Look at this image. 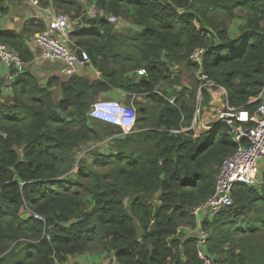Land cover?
Masks as SVG:
<instances>
[{"label":"trees","instance_id":"16d2710c","mask_svg":"<svg viewBox=\"0 0 264 264\" xmlns=\"http://www.w3.org/2000/svg\"><path fill=\"white\" fill-rule=\"evenodd\" d=\"M4 1L0 24L9 13ZM89 1L97 11L90 17L78 0H43L40 8L78 21L72 39L100 73L96 80L42 83L30 72L37 54L27 38L45 23L0 29V41L26 64L12 84L0 79V264H67L87 254L111 264H203L200 252L211 264H264V183L239 184L231 206L213 218L205 212L202 248L187 231L198 225L194 210L214 195L223 160L245 143L226 124L198 139L171 133L194 119L199 82L183 81L195 80L196 49L205 50V73L227 90L230 106L256 111L249 101L264 87V0ZM114 90L146 99L133 103L130 135L89 115Z\"/></svg>","mask_w":264,"mask_h":264},{"label":"built area","instance_id":"2783aa9c","mask_svg":"<svg viewBox=\"0 0 264 264\" xmlns=\"http://www.w3.org/2000/svg\"><path fill=\"white\" fill-rule=\"evenodd\" d=\"M38 5L41 0H32ZM94 11L90 15H94ZM47 21L50 30L40 33L34 37V47L40 51L39 56L32 62H48L59 65L64 76L72 77L78 70L88 68L92 61L84 48H75L72 39L74 32V22L72 18L65 14H53L50 21ZM112 23H117L116 17L109 19ZM205 57L204 49H196L190 55V60L200 67L194 71V78L199 82L195 105V114L191 127H182L180 130H172L171 133H190L194 131L192 137L198 139L202 134L213 130L214 126L226 124L233 128V134L237 142L245 143L237 151L223 160L222 166L216 175L215 193L202 206L194 210V216L198 225L195 229H187L189 232L197 233L196 244L202 248L208 240V234L201 227L200 216L206 212L211 218L216 217L219 212L233 204L232 192L235 186L244 184L248 186H261L264 183V169L259 162L264 159V87L258 97L251 98L249 104L258 103L254 113L241 108H233L228 101L227 90L217 85L205 73L203 68ZM0 66L8 71L7 83L12 84L16 78L24 72L26 64L16 51L12 50L5 43L0 41ZM139 75H143V70H138ZM181 88H177L179 92ZM204 91L210 96L207 105L204 103ZM171 104L176 102V96L169 98ZM207 114L212 118L207 119ZM89 115L96 121L117 127L121 130V135H130L136 132L137 111L133 104L125 105L115 99H102L91 105ZM205 119V120H204ZM204 121L205 131L200 133L198 125ZM200 122V123H199ZM241 123L246 127L236 128L235 124ZM41 219L40 216L35 215ZM203 264H211V259L200 252Z\"/></svg>","mask_w":264,"mask_h":264},{"label":"rangeland","instance_id":"374dc122","mask_svg":"<svg viewBox=\"0 0 264 264\" xmlns=\"http://www.w3.org/2000/svg\"><path fill=\"white\" fill-rule=\"evenodd\" d=\"M83 6H84V8L87 10V12L91 9V11L90 12H92V8H94V5L93 4H91L90 2L91 1H89V0H78ZM40 3H41V1L39 2V4L38 5H35L34 3H33V1L32 0H5L4 1V4H3V7L4 8H7V12H9L10 13V18H11V21L15 24V29L16 30H20V31H22V27H23V24L26 22V21H29V20H36V21H40V22H42L43 20H42V18H44V13H43V11L41 10V8L39 7L40 6ZM87 12H86V14H87ZM54 13H57V14H65V15H67L68 17H71L70 15H68L67 13H65L64 11H55ZM87 16L88 17H90V15H88L87 14ZM72 19H73V17H71ZM39 22V23H40ZM44 22V21H43ZM240 23H239V20H236V23H234L233 24V26H232V30H233V33L235 32V31H237V26L239 25ZM78 26V21H75L74 20V28L76 27V26ZM39 33H43V32H39ZM34 37H35V34L34 35H32V34H29L28 35V38H27V41H28V43L31 45V47H32V49L35 51V53L37 54L38 53V51L35 49V47H34ZM46 62H44L43 63V65H46L45 64ZM93 72V68H86V69H84L83 70V74H88V73H92ZM55 72H53V74H54ZM61 74V73H60ZM55 75L57 76H59V73H55ZM146 74H144V75H142V76H145ZM120 77L119 78H121V75H119ZM60 78H61V76H60ZM66 76H64V78H61V80L62 81H67L66 80ZM47 78H42V79H40L41 81H42V83L43 82H45V80H46ZM122 79V78H121ZM93 80V79H92ZM195 83H196V80H193V81H189L188 80V82H187V84H189V86H190V88L192 87V86H195ZM177 88H179V87H177ZM176 88V89H177ZM177 92V91H176ZM54 93H55V99L56 100H58L60 97H61V89H60V86L58 85V86H56L55 88H54ZM173 94V93H172ZM175 94H173V95H171L170 97H172V96H174ZM102 97H103V95H102ZM102 97H100V98H98V100L97 101H99V100H102V99H104V98H102ZM145 99H143V98H139V99H137V101H135L134 103H136V102H141L142 104H145V101H144ZM197 101V100H196ZM129 104H131V103H129ZM197 104V103H196ZM195 104V105H196ZM125 105H127V104H125ZM135 106H136V104H135ZM109 140V138L108 139H106V141H108ZM259 164H260V166H262L263 167V169H264V159L263 160H261L260 162H259ZM188 231V230H187ZM188 233H190V232H188ZM192 233V232H191ZM196 237V236H195ZM208 237H209V234H208ZM90 255H93V254H90ZM90 255H80V256H76V257H71L70 259H69V262L71 263V264H78V261H77V257H79L80 259V262H81V264H100V257H101V255H93V256H90ZM205 255V254H204ZM102 256H104V257H102V258H104L103 259V261L105 262L104 264H111V257L110 258H107L105 255H102ZM73 258V259H72ZM86 260V261H85ZM80 264V263H79Z\"/></svg>","mask_w":264,"mask_h":264},{"label":"crops","instance_id":"0c3cea01","mask_svg":"<svg viewBox=\"0 0 264 264\" xmlns=\"http://www.w3.org/2000/svg\"><path fill=\"white\" fill-rule=\"evenodd\" d=\"M46 12V11H45ZM86 12H87V10H86ZM44 14H46L47 15V13H44ZM46 15H44V17L46 16ZM46 18H48V17H46ZM49 20L48 21H50L51 19L50 18H48ZM43 20V19H42ZM44 21V23H45V29H44V31H43V33L44 32H48L49 30H50V26H49V24L50 23H48L47 21H45V20H43ZM42 21V22H43ZM81 25H83L82 23H81ZM76 26V25H75ZM0 29H3V30H16L15 29V24L11 21V18H10V13H8L7 15H5V17H3L2 18V21H1V24H0ZM17 32H19V33H21V31L20 30H16ZM29 46H30V44H28ZM31 47V46H30ZM32 48V47H31ZM36 49V48H35ZM37 50V49H36ZM38 51V53H37V55H36V58L39 56V54H40V51L39 50H37ZM35 58V59H36ZM34 59V60H35ZM43 61H36V62H34L32 65H31V68H30V72L31 73H33L39 80L40 79H42V78H51V77H53V76H56L55 75V73L57 72V73H59V76L57 75V77H59L60 78V76H61V78H64V75L61 73V71H60V66L59 65H55V64H51V63H48V62H46L45 64L46 65H43ZM90 68H93V65H91L90 66ZM84 69H86V68H84ZM84 69H80V70H78L77 71V75H80V76H84V77H88L89 79H93V80H96V79H99L100 78V73H98V72H96L94 69H93V72L92 73H88V74H83L82 72H83V70ZM53 72H55L54 74H53ZM61 73V74H60ZM7 75H8V71L5 69V68H3V67H1L0 66V79H2V78H7ZM139 75V74H138ZM139 76H142V75H139ZM67 78H66V80H68L69 78H71V77H68V76H66ZM60 78V79H61ZM47 80V79H46ZM45 80V81H46ZM41 81V80H40ZM185 82V83H184ZM187 80L186 79H184V81H183V84L184 85H186L188 88H190V86H189V84H187ZM181 88V87H180ZM3 95H4V100H5V98H8L7 96L9 95L8 93H3ZM102 95H103V97H102ZM100 97H102V98H104V99H115V100H118L119 102H122V103H125V104H129V103H134L135 101H137V99H139V98H143V97H141V96H138V95H136V94H134V93H128V92H124V91H121V90H114V91H112V92H109V93H104V94H102ZM144 99V98H143ZM145 101V103H146V99L144 100ZM134 105V104H133ZM135 106V105H134ZM212 118V115L211 114H207V119L208 120H210ZM205 120V119H204ZM200 123V122H199ZM199 131H200V133H203L204 131H205V125H204V121H203V123L201 122L199 125H198V128H197ZM206 215V213L205 212H203L202 214H201V216H200V219L202 220L203 219V217ZM87 255H90V254H87ZM90 256H93V255H90ZM102 257H104V256H102L101 255V257H100V264H104L105 262L103 261V259L104 258H102ZM70 259V258H69ZM69 259H68V263L67 264H71L70 262H69ZM73 259V258H72ZM80 258L79 257H77V261H78V264L80 263L81 264V262H80V260H79ZM105 260V259H104ZM86 261V260H85ZM86 264V263H85Z\"/></svg>","mask_w":264,"mask_h":264},{"label":"clouds","instance_id":"9594fccd","mask_svg":"<svg viewBox=\"0 0 264 264\" xmlns=\"http://www.w3.org/2000/svg\"><path fill=\"white\" fill-rule=\"evenodd\" d=\"M41 1H43V0H41ZM40 7V6H39ZM41 10L43 11V13H47V15L46 14H44V15H46L44 18L46 19V17H48V18H52V16H53V14H57V13H54L56 10H54L52 7H49V8H41ZM46 11V12H45ZM91 11V9L87 12V14L88 15H90V12ZM92 11H94V13L96 14V9H95V7L94 8H92ZM94 14V15H95ZM94 15H90V16H94ZM71 18V17H70ZM111 18V17H110ZM109 18V19H110ZM118 19V18H117ZM44 20V19H43ZM73 20V19H72ZM73 22H74V20H73ZM120 22H122V20L121 19H118V21H117V23H120ZM112 23V22H111ZM112 24H115V23H112ZM38 34H40V33H38ZM37 35V34H36ZM27 44H29L28 42H27ZM31 46V45H30ZM89 68V67H88ZM144 72H145V70H143ZM144 74H146V72L144 73ZM143 74V75H144ZM75 75H77V74H75ZM74 76V75H73ZM95 103V102H94ZM132 104V103H131ZM135 107V106H134ZM136 108V107H135ZM137 124V123H136ZM112 126V125H111ZM43 218H41L40 220H42Z\"/></svg>","mask_w":264,"mask_h":264},{"label":"water","instance_id":"95a60500","mask_svg":"<svg viewBox=\"0 0 264 264\" xmlns=\"http://www.w3.org/2000/svg\"><path fill=\"white\" fill-rule=\"evenodd\" d=\"M119 24H120V26L125 27V23L124 22H120ZM93 148H94V146H89L88 150H91Z\"/></svg>","mask_w":264,"mask_h":264}]
</instances>
